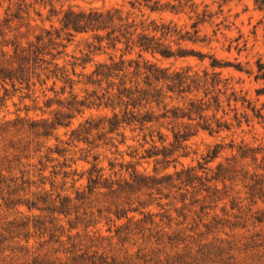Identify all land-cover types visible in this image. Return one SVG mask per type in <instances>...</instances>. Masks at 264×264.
<instances>
[{"label": "rangeland", "instance_id": "374dc122", "mask_svg": "<svg viewBox=\"0 0 264 264\" xmlns=\"http://www.w3.org/2000/svg\"><path fill=\"white\" fill-rule=\"evenodd\" d=\"M40 1L26 0V5H33L22 7L24 13L12 22L6 38L0 37V42L11 41L25 47L44 30L60 29L62 13L51 17L49 0ZM253 1L191 0L172 13L150 12L144 7L132 9L122 0H54L52 5L58 12L68 8L74 11L116 9L128 24L134 22L139 27L141 22L144 26L151 21L172 23L178 30L190 32L196 14L207 11L211 18L199 26V36L206 41L183 43L182 46L213 55L223 62L240 64L242 71L233 67L219 71L224 79L230 80L236 92L246 96L256 109L264 111V94H256V90H264V80L254 79L256 62H264V9L258 10ZM179 2L184 4L183 0H161L162 4L175 6H179ZM18 3L12 0L7 15L16 12ZM7 8L8 2L1 1V20ZM96 34L103 35L101 32L72 34L66 41L63 32L62 41H57L59 46L53 51V54L58 53L55 63L69 74L72 90L62 80L50 78L41 85L34 79L36 85L31 92L16 93L0 106V180L9 186L0 195L4 199H0V234L6 238L0 264H32L33 259L45 264H74L71 263L73 256H81L78 264H89L86 259L92 255L107 264H264V248L244 250L253 235H262L264 225L256 226L252 225V220L242 222L234 218L244 215L251 205L244 189L247 181L242 182V178L256 172L264 180V166L257 170L264 164L261 162L264 153L257 156L255 163L250 159L241 161L237 147L264 150V122L252 119L248 125L243 123L240 128L213 136L199 133L189 142V154L168 166L156 164L155 158H143L150 144L143 145L137 131L132 132L127 127L109 133L107 127L100 124L103 117L112 115L110 109L76 106L73 110L67 107L71 94L81 101L90 92L101 93L100 89H104V84L100 89L85 84L96 65L109 63L110 58L118 61L122 54L126 61L138 60V49L125 52L123 45H117L113 50L90 52L92 48L88 46L97 44ZM102 46H105L104 42ZM12 49L10 45H0V52L11 54ZM141 57L170 70L190 67L196 72L209 64L207 58L200 62L192 57L162 59L148 53H142ZM57 113L68 114L70 118L65 119L62 126L50 130L47 136L35 135L25 124H6L16 119H23L25 123H51ZM248 114L251 115L250 111ZM86 120L100 125L76 138L72 133ZM161 133L166 134L163 129ZM216 144L223 149L216 159L204 165L203 158ZM219 164L230 167L228 176L236 177L223 183L221 178L205 183L210 189L208 192L184 190L176 183L175 188L163 185L153 190L132 192L122 191L117 186L130 182L133 170L160 178L194 167L197 176L210 179L215 177ZM198 165L204 169H198ZM92 166L96 172L93 176L100 179L89 193L87 181ZM214 187L218 192L212 195ZM184 195L186 200L181 203ZM206 196L209 198L201 203ZM9 197L29 202L47 197L50 211L28 210L22 204L6 207L4 202ZM62 198L67 200L65 214L53 212ZM197 200L199 202L194 203ZM201 205L206 207L202 213ZM232 205L237 206L231 209ZM239 207L245 212L239 213ZM252 208L253 211L264 210V204L258 202ZM121 211L127 214L126 217H119ZM150 214L152 216L148 217ZM35 222L41 224L40 229L32 228ZM20 224L22 227L17 228ZM204 225H208V230ZM178 234L181 238L186 237L185 242L169 244L167 237Z\"/></svg>", "mask_w": 264, "mask_h": 264}, {"label": "trees", "instance_id": "16d2710c", "mask_svg": "<svg viewBox=\"0 0 264 264\" xmlns=\"http://www.w3.org/2000/svg\"><path fill=\"white\" fill-rule=\"evenodd\" d=\"M1 1L5 0H0V4ZM6 1L8 2V8L5 17L2 20L0 19V37L2 39L6 38L12 22L20 19V14L24 13L21 10L22 7L30 8L33 5H26V0H16L19 2L16 12L7 15L12 6V0ZM53 1L49 0V14L54 17L62 13L59 20V30H44L43 33L35 36L34 40L25 47L11 41L0 42V45L6 44L13 47L11 54L0 52L2 56V60H0V92L2 91L0 106H3L4 102L16 93H21L22 91L31 92L36 85L34 79L41 85L50 78L62 80L72 90L73 81L70 79L69 74L55 63L58 53L53 54V51L59 46L57 41H62L61 35L63 32L67 37L66 41L72 34H86L88 32L95 34L101 32L103 33L102 36L96 34L94 37L97 42L96 46H88L89 49L92 48L90 52L104 49L113 50L117 45H123L125 52L137 48L139 51L138 60L126 61L123 59L122 54L118 61L110 58L109 63L96 65L94 70L86 77L85 84L99 87V89L104 84V89H100L101 93L96 92V90L90 92L81 101H77L76 96L71 94L67 107L73 110H75L76 106L85 108L95 106L110 109L112 115L103 117L100 124H103V128L107 127L109 133L127 127L132 132L137 131L143 145L150 144L149 149L144 151L145 157L143 158H155L156 164L162 163L168 166L171 163H175L179 157H186L189 154V142L199 133H207L213 136L221 132H229L233 128H240L243 123L248 125L252 119L264 122V111L256 109L246 96L241 95V92H236L231 87L230 80L224 79L219 71L227 67L242 71L240 64L223 62L216 59L213 55L209 56L200 51L182 46L183 43L196 44L206 41L205 38L199 36V26L203 25L207 18H211L212 15L207 11L196 14L195 21L190 26L192 30L190 32L178 30L172 23L151 21L144 26L141 22L139 27L134 22L133 24H128L127 20L122 17L121 12L116 9L74 11L68 8L64 12H58L52 5ZM122 1H126L132 9L144 7L150 12L168 11L172 13L176 12L179 7H185L191 0H183L184 4L179 2V6L170 3L162 4L161 0ZM222 1L226 2L227 0ZM40 2L43 1L41 0ZM253 2L258 10L264 9V0H254ZM189 8H192V6L190 5ZM103 42L105 46H102ZM174 46H176V49L173 48ZM142 53H148L153 57L159 56L162 59L192 57L200 62L207 58L209 59V64L207 68L196 72H193L190 67L170 70L169 68H160L156 64L141 59ZM72 75H74V70H72ZM43 77L44 79H41ZM254 79L264 80V62L260 60L256 62ZM256 94H264V90H256ZM117 109L118 112H115ZM248 111H250L251 115L248 114ZM69 118L68 114L57 113L51 123L47 121L25 123L23 119H16L12 123L6 124L12 126L25 124L35 135L47 136L50 130L56 126H62L63 121ZM100 124H96L92 120H86L82 125H79L72 135L78 138L83 133L87 134L89 130L98 129ZM161 129L165 130L166 134H162ZM230 148L233 147L230 146ZM222 149L219 144L214 145L212 150L207 152L206 157L203 158L204 165L216 159ZM237 153L241 161L250 159L255 163L257 156L264 153V150L238 146ZM261 162H264V156H262ZM262 166L264 164L260 165L257 170H261ZM198 169L204 168L198 165ZM216 171L215 177L207 179V177L197 176L194 167L186 168L174 174H166L160 178L144 176L133 170L130 175L131 181H126L123 185L117 184V186L122 191L132 192L141 189L153 190L164 186L175 188L176 185L174 183H176L183 187L184 190L191 188L197 190L196 192H199L198 190L208 192L210 189L206 187L205 183L211 180L218 181L219 178H221L223 183L224 181H232L236 177L235 175L232 178L229 177L231 168H224L222 164L217 166ZM93 174L96 175L94 166L88 173L87 190L89 193L96 188L97 181L100 179L99 176H93ZM245 181H247L244 186L247 196L246 200L251 205L246 209V212L241 211V207H239V213H245L234 218L242 220V222L252 220V225L256 226L264 225V210L256 209L253 211L252 208L258 202L264 204L263 177L254 172L248 178L243 177L242 182ZM12 183L15 184L14 182ZM109 187L106 188L109 189ZM5 188H9L6 181L0 180V195ZM178 189L180 190L181 188ZM217 192V188L214 187L212 195ZM12 194L9 193V195ZM207 198L209 196L203 197L200 202L205 203ZM0 199L4 200L3 198ZM185 200L184 195L181 197V203H184ZM198 202L199 200L194 201V203ZM66 203V199H59L58 206L52 209L53 212L65 214ZM20 204L25 205L28 210L39 211H50L51 206V204L47 206V197H38L33 202L23 199L14 200L9 197L4 202L6 207ZM40 205H43V207L41 208ZM236 206L232 205L231 209ZM205 209L206 207L201 205L199 207L200 213ZM126 215L125 212L121 211L119 217H126ZM151 216V214L148 215V217ZM40 226L39 222H35L32 228L40 229ZM19 227H22V224L17 226V228ZM204 228L208 230V225H204ZM242 228H245V226ZM185 238L179 237L178 234L172 237L168 236L167 240L169 244L173 241L183 244ZM252 238L250 243L245 245L244 250L264 248V231L262 235L256 233ZM5 241L6 238L0 234V253L5 251L2 248ZM258 241H260L259 244L257 243ZM231 258L229 257V259ZM79 261H81V256H73L71 258V263L78 264ZM86 263L107 264L101 258L95 259L94 255L87 257ZM32 264L45 263L33 259Z\"/></svg>", "mask_w": 264, "mask_h": 264}]
</instances>
